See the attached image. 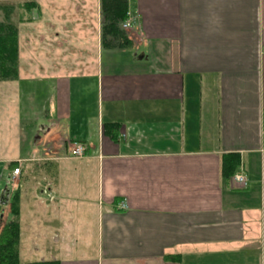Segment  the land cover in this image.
<instances>
[{
  "label": "crops",
  "instance_id": "1",
  "mask_svg": "<svg viewBox=\"0 0 264 264\" xmlns=\"http://www.w3.org/2000/svg\"><path fill=\"white\" fill-rule=\"evenodd\" d=\"M126 4L137 23L112 40L102 37L101 0H0L12 21L21 11L13 23L24 27L25 82L48 89L53 104L29 152L0 158L4 217L18 190L20 219L23 198L19 261L264 264V0ZM74 85L114 105L96 145L60 128ZM108 123L119 124L116 141L103 133ZM75 143H85L80 158L69 154ZM231 154L245 188L221 176Z\"/></svg>",
  "mask_w": 264,
  "mask_h": 264
},
{
  "label": "rangeland",
  "instance_id": "2",
  "mask_svg": "<svg viewBox=\"0 0 264 264\" xmlns=\"http://www.w3.org/2000/svg\"><path fill=\"white\" fill-rule=\"evenodd\" d=\"M58 2V4H64L63 1ZM16 10H18V7ZM19 12L21 11L18 10L15 12L13 15V21L18 19L17 14H19ZM48 14L45 12L46 17ZM54 16H56V14ZM63 16L69 18V21L72 20L73 13L71 6L66 10ZM1 19L2 15L0 13V20ZM60 20L61 19L58 21L59 24H61ZM22 24H14L21 33H23L24 29ZM59 24L56 25V29L64 35H69L70 33L67 34L62 28L63 26L60 27ZM40 25L45 34L51 32L49 27L43 26L41 23ZM61 43L64 45L63 42ZM144 49L145 48L142 47L140 52H145ZM70 52H74L73 44L70 45V51H67V54H70ZM61 57L62 56H59L56 60L59 61ZM42 59L46 61V65L54 64L52 61L53 59L49 60V57L47 58V56H43ZM62 60L63 64L66 63V57H63ZM17 70L19 73L15 80L8 81L12 83H3L5 81H0V158L14 157V155L15 157H24V155L29 152L31 143L34 141L35 137L38 138L42 136V126L49 125L48 122H45L44 110L47 109V106L52 107L53 105L51 103L52 94L49 95L50 99L48 96V89L43 86H36L33 90H30L28 87L30 83L25 82L24 56L22 50L18 52ZM31 93H33L34 96H31ZM97 98L98 95L96 89H77L75 85L73 86L68 96L69 106L72 108L70 117L71 121L69 124L66 121H62L60 124V128H65L64 134H67V137L73 140L89 139L91 145H96L98 122L99 120L106 122L107 117H109L114 107V105H108L106 100H97ZM5 171L6 168L0 166V175H3ZM3 187L0 186V193L2 192ZM22 206L23 198L21 193V215L20 219H18V223L21 225V235L23 233ZM95 218L92 215L88 217V233L86 234L85 232L84 234L86 235L87 240L90 241L92 240V228L94 226ZM20 248H23L22 239ZM89 252H91V250H89ZM21 258L23 259V256Z\"/></svg>",
  "mask_w": 264,
  "mask_h": 264
},
{
  "label": "trees",
  "instance_id": "3",
  "mask_svg": "<svg viewBox=\"0 0 264 264\" xmlns=\"http://www.w3.org/2000/svg\"><path fill=\"white\" fill-rule=\"evenodd\" d=\"M25 3V4H24ZM34 2H23L20 8L29 9ZM10 5H0V81H13L17 77L18 47L17 28L14 25ZM101 33L112 40H123L124 31L121 23L127 18L126 0H101ZM119 124H104L103 133L111 140L118 137ZM84 145L85 143H80ZM239 165L237 155H225L221 162V176L232 178ZM16 164H12L14 169ZM3 204H0V264H59L56 261H41L35 263H21L18 257V244L20 239L19 216V192L15 190L9 198L4 217ZM6 216V215H5Z\"/></svg>",
  "mask_w": 264,
  "mask_h": 264
},
{
  "label": "built area",
  "instance_id": "4",
  "mask_svg": "<svg viewBox=\"0 0 264 264\" xmlns=\"http://www.w3.org/2000/svg\"><path fill=\"white\" fill-rule=\"evenodd\" d=\"M136 19L132 16H130L129 14H127V18L126 20L122 23L121 25V29L122 30H128L130 28H132L133 26L136 25ZM85 147L81 144H72L70 146V156L73 158H80L85 154ZM19 173V169H14L11 173V175L17 176ZM231 182L234 186H238L239 188H245L246 187V180L240 175V174H235L232 178H231ZM118 208L120 210H125L126 206L124 204H119Z\"/></svg>",
  "mask_w": 264,
  "mask_h": 264
},
{
  "label": "water",
  "instance_id": "5",
  "mask_svg": "<svg viewBox=\"0 0 264 264\" xmlns=\"http://www.w3.org/2000/svg\"><path fill=\"white\" fill-rule=\"evenodd\" d=\"M4 195V192H1V195H0V204H4V202L1 201V198L3 197ZM7 197H8V194H7Z\"/></svg>",
  "mask_w": 264,
  "mask_h": 264
}]
</instances>
